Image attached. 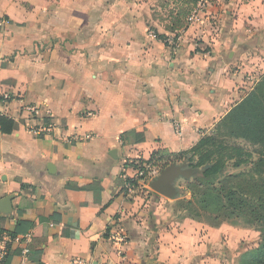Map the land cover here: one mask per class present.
I'll list each match as a JSON object with an SVG mask.
<instances>
[{"label": "crops", "instance_id": "1", "mask_svg": "<svg viewBox=\"0 0 264 264\" xmlns=\"http://www.w3.org/2000/svg\"><path fill=\"white\" fill-rule=\"evenodd\" d=\"M194 6L0 0V115L15 122L0 135L1 223L14 225L24 195L29 248L41 249L24 260L18 235L8 264H238L232 225L184 217L177 196L124 190L135 161L190 149L264 74V0H208L189 21ZM46 119L51 133H34ZM54 211L58 222L39 219Z\"/></svg>", "mask_w": 264, "mask_h": 264}, {"label": "trees", "instance_id": "2", "mask_svg": "<svg viewBox=\"0 0 264 264\" xmlns=\"http://www.w3.org/2000/svg\"><path fill=\"white\" fill-rule=\"evenodd\" d=\"M194 6L198 0H189ZM193 7L190 9L189 13ZM165 39V38H163ZM45 122H48L46 119ZM237 123L244 130L246 136L253 142L262 146L264 152V74L246 96L233 106L213 127L220 123ZM15 127L11 117L0 115V135L10 134ZM138 140L144 139L143 133H137ZM209 145L214 146L215 141L204 135L194 146L179 153H168L166 150L153 152L147 161L158 163L162 168L171 163H186L193 170V175L188 178L192 185L189 197H181L178 193L177 208L184 217L202 221L212 227L228 223L234 227L249 225L259 232V241L254 247L244 250L240 254L238 264H264V180L262 186L255 191L245 190L241 184H235L232 175H225L227 161L234 159L233 166H240L247 162L241 147H228L214 151ZM258 161H264L259 159ZM136 167L135 164H133ZM251 177L254 175H250ZM22 190L32 189L33 186L21 183ZM80 189V188H79ZM179 191V190H178ZM31 202L24 195L21 196L17 207L18 219L11 228L2 226L0 216V232H6L12 239L25 234L32 226L31 221L21 219L22 211L31 207ZM25 207V208H24ZM41 221L58 222L61 214L54 211L47 217L40 216ZM46 233L41 240L46 239ZM21 252V249L19 250ZM12 254V243L7 246V253L0 259V264H8ZM41 254V249L29 248L27 256L33 257ZM36 264H42L39 261Z\"/></svg>", "mask_w": 264, "mask_h": 264}, {"label": "rangeland", "instance_id": "3", "mask_svg": "<svg viewBox=\"0 0 264 264\" xmlns=\"http://www.w3.org/2000/svg\"><path fill=\"white\" fill-rule=\"evenodd\" d=\"M262 75H260V77ZM260 77L254 81L250 87V90L254 88ZM206 135L210 136L212 141H215L214 146L209 145L210 149L214 151L213 156L216 155L217 150L224 147H241L244 152L250 155L249 157L246 156L248 161L242 163L240 166H233L235 158L227 161L224 174L234 176L232 181L235 184H241L245 190L250 191V193L252 191V193H255L259 186H262L264 180V161H258L259 159L264 160L262 146L248 138L242 127L237 125V123H220L216 128H212L209 132H207ZM250 175H254V177H251ZM190 180L191 179L179 178L175 182L176 188L179 191L186 192L192 190V185L189 182ZM179 191L178 193H180ZM181 194L184 193L181 192ZM149 199L150 198L148 196V200ZM232 227L236 228L238 233L235 234L236 240L231 246L236 252L254 247L259 241V232L253 226L241 225L238 227ZM239 258L240 255L235 258L238 260V263Z\"/></svg>", "mask_w": 264, "mask_h": 264}, {"label": "built area", "instance_id": "4", "mask_svg": "<svg viewBox=\"0 0 264 264\" xmlns=\"http://www.w3.org/2000/svg\"><path fill=\"white\" fill-rule=\"evenodd\" d=\"M208 0H198L188 17L189 21L197 20L199 13L205 8ZM164 43L169 46H175V40L173 37H167L164 39ZM32 117H37L39 108L36 105L28 104L24 107ZM53 125L51 122H43L41 125L32 127V131L39 136H45L51 133ZM136 167L133 168L131 176H124V190L133 192L134 190L143 191V189H150L148 183L155 179L160 173L162 167L153 161L137 160L134 162ZM112 239L116 242H124V233L122 228H119L113 233ZM16 237L12 239L6 232H0V259L7 253V246L10 245ZM31 242V236L29 233L23 236V246L21 248V256L24 260L27 259V253L29 251V244Z\"/></svg>", "mask_w": 264, "mask_h": 264}, {"label": "water", "instance_id": "5", "mask_svg": "<svg viewBox=\"0 0 264 264\" xmlns=\"http://www.w3.org/2000/svg\"><path fill=\"white\" fill-rule=\"evenodd\" d=\"M192 175L193 170L188 168L186 163H171L161 169L158 176L148 183V187L154 191L157 196L162 195L171 199L178 194L175 181L178 178L188 179ZM10 200V196L0 199V213H8L10 211Z\"/></svg>", "mask_w": 264, "mask_h": 264}]
</instances>
